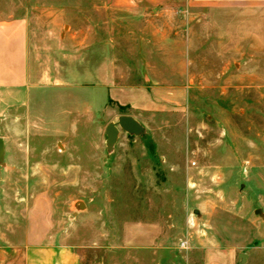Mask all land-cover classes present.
I'll return each mask as SVG.
<instances>
[{
	"label": "rangeland",
	"instance_id": "rangeland-1",
	"mask_svg": "<svg viewBox=\"0 0 264 264\" xmlns=\"http://www.w3.org/2000/svg\"><path fill=\"white\" fill-rule=\"evenodd\" d=\"M10 18L27 21L29 84L0 89V264H264V52L237 18L0 0ZM111 80L175 94L133 110L107 99ZM128 221L160 223V240L127 246Z\"/></svg>",
	"mask_w": 264,
	"mask_h": 264
},
{
	"label": "crops",
	"instance_id": "crops-1",
	"mask_svg": "<svg viewBox=\"0 0 264 264\" xmlns=\"http://www.w3.org/2000/svg\"><path fill=\"white\" fill-rule=\"evenodd\" d=\"M148 1L160 3L164 0ZM184 1L192 10L204 9L207 13L221 14L223 21L237 18L240 36H253L260 51L264 52V0ZM27 52V21L24 18L0 20V89L20 91L28 86ZM106 89L107 99L133 110H159L162 108V101L172 98L175 94L173 87L149 85L142 80L128 85L111 80ZM162 228L163 226L155 221H128L124 228V243L134 248L152 247L160 240ZM228 260L230 264H236L232 255Z\"/></svg>",
	"mask_w": 264,
	"mask_h": 264
},
{
	"label": "water",
	"instance_id": "water-1",
	"mask_svg": "<svg viewBox=\"0 0 264 264\" xmlns=\"http://www.w3.org/2000/svg\"><path fill=\"white\" fill-rule=\"evenodd\" d=\"M119 125L126 131L134 134H138L142 131V126L137 122L133 117L129 115H123L120 118ZM119 133V127L115 124H110L107 127V135L110 143H114L117 139ZM5 156V140L0 136V163L3 162ZM82 206H85V203H80ZM196 213H199V210H195ZM260 212V209L257 210ZM242 260H245V254L241 255Z\"/></svg>",
	"mask_w": 264,
	"mask_h": 264
}]
</instances>
